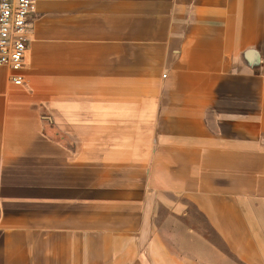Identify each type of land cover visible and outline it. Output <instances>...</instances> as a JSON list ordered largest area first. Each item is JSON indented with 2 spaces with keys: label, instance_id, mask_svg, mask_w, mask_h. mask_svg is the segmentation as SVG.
<instances>
[{
  "label": "crops",
  "instance_id": "0c3cea01",
  "mask_svg": "<svg viewBox=\"0 0 264 264\" xmlns=\"http://www.w3.org/2000/svg\"><path fill=\"white\" fill-rule=\"evenodd\" d=\"M0 69V264H264V0H36Z\"/></svg>",
  "mask_w": 264,
  "mask_h": 264
},
{
  "label": "built area",
  "instance_id": "2783aa9c",
  "mask_svg": "<svg viewBox=\"0 0 264 264\" xmlns=\"http://www.w3.org/2000/svg\"><path fill=\"white\" fill-rule=\"evenodd\" d=\"M36 0H0V69L9 68L15 85L24 83L19 74L29 50L30 17Z\"/></svg>",
  "mask_w": 264,
  "mask_h": 264
}]
</instances>
